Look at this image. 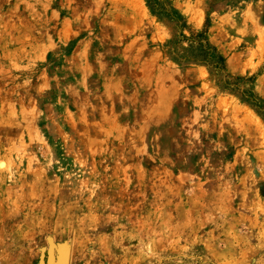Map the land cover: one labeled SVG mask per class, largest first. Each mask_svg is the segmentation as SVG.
Returning <instances> with one entry per match:
<instances>
[{"label":"rangeland","instance_id":"1","mask_svg":"<svg viewBox=\"0 0 264 264\" xmlns=\"http://www.w3.org/2000/svg\"><path fill=\"white\" fill-rule=\"evenodd\" d=\"M50 243L264 264V0H0V264Z\"/></svg>","mask_w":264,"mask_h":264},{"label":"trees","instance_id":"2","mask_svg":"<svg viewBox=\"0 0 264 264\" xmlns=\"http://www.w3.org/2000/svg\"><path fill=\"white\" fill-rule=\"evenodd\" d=\"M197 36L200 37V34H197ZM194 41L195 40L192 39V42ZM196 44L197 45L195 47L199 49V53L195 54L194 57L197 58V60L214 64L215 67H219L221 63H223L221 55L217 52H211L201 39H199Z\"/></svg>","mask_w":264,"mask_h":264},{"label":"water","instance_id":"3","mask_svg":"<svg viewBox=\"0 0 264 264\" xmlns=\"http://www.w3.org/2000/svg\"><path fill=\"white\" fill-rule=\"evenodd\" d=\"M53 247L54 245L50 243L49 250H48L47 264H53Z\"/></svg>","mask_w":264,"mask_h":264}]
</instances>
